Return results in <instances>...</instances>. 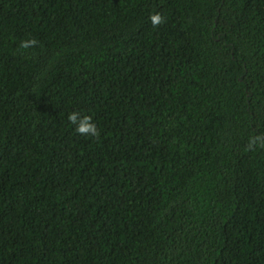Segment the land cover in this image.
<instances>
[{
    "label": "trees",
    "instance_id": "16d2710c",
    "mask_svg": "<svg viewBox=\"0 0 264 264\" xmlns=\"http://www.w3.org/2000/svg\"><path fill=\"white\" fill-rule=\"evenodd\" d=\"M256 134L264 0H0V264H264Z\"/></svg>",
    "mask_w": 264,
    "mask_h": 264
},
{
    "label": "clouds",
    "instance_id": "9594fccd",
    "mask_svg": "<svg viewBox=\"0 0 264 264\" xmlns=\"http://www.w3.org/2000/svg\"><path fill=\"white\" fill-rule=\"evenodd\" d=\"M150 20L153 27H157L165 22V17L160 12L150 14ZM38 44V40L34 37L21 39L18 50L28 51ZM68 121L74 125V132L85 137H98L99 128L92 115L83 113L78 110L71 111L67 114ZM264 146V134H256L248 138L246 151L254 150L256 147Z\"/></svg>",
    "mask_w": 264,
    "mask_h": 264
}]
</instances>
